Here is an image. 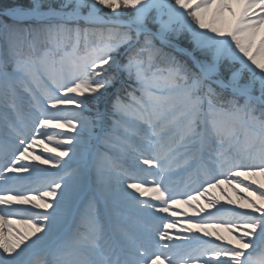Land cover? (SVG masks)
I'll return each mask as SVG.
<instances>
[{"label":"snow or ice","instance_id":"1","mask_svg":"<svg viewBox=\"0 0 264 264\" xmlns=\"http://www.w3.org/2000/svg\"><path fill=\"white\" fill-rule=\"evenodd\" d=\"M0 264H264V0H0Z\"/></svg>","mask_w":264,"mask_h":264},{"label":"rangeland","instance_id":"2","mask_svg":"<svg viewBox=\"0 0 264 264\" xmlns=\"http://www.w3.org/2000/svg\"><path fill=\"white\" fill-rule=\"evenodd\" d=\"M228 185H222L221 186V188H224V189H227L228 190ZM212 193H213V195H215V196H217V197H219L220 198V202L223 204V202L221 201V198H225L226 199V195H228V191H227V193L225 194L224 192H221V190L220 189H213L212 190ZM236 196L238 195V194H235ZM202 200H203V198H201ZM181 208L184 210V211H187V212H191V210L190 209H188L187 208V206H181ZM222 232H223V230H221ZM223 234H225V235H227V233H223Z\"/></svg>","mask_w":264,"mask_h":264},{"label":"bare ground","instance_id":"3","mask_svg":"<svg viewBox=\"0 0 264 264\" xmlns=\"http://www.w3.org/2000/svg\"><path fill=\"white\" fill-rule=\"evenodd\" d=\"M227 188H228V187H227ZM227 191H228V195H227V196H230L232 199H236V198H237V196H236L235 194H238V193L233 192L231 188H228ZM221 201H222L223 204H225L226 206H228V207H233V206H231V205H227V199H225V198H221Z\"/></svg>","mask_w":264,"mask_h":264}]
</instances>
